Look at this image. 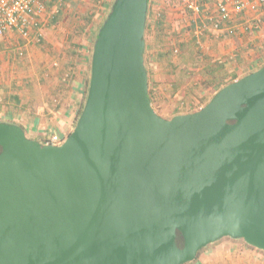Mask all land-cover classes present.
Returning <instances> with one entry per match:
<instances>
[{"label": "water", "instance_id": "95a60500", "mask_svg": "<svg viewBox=\"0 0 264 264\" xmlns=\"http://www.w3.org/2000/svg\"><path fill=\"white\" fill-rule=\"evenodd\" d=\"M148 0H114L60 145L0 122V264H187L222 238L264 252V66L198 111L148 95Z\"/></svg>", "mask_w": 264, "mask_h": 264}, {"label": "crops", "instance_id": "0c3cea01", "mask_svg": "<svg viewBox=\"0 0 264 264\" xmlns=\"http://www.w3.org/2000/svg\"><path fill=\"white\" fill-rule=\"evenodd\" d=\"M46 1V11L31 28L28 38L14 30L0 38V122L20 126L27 138L43 144L53 135L62 140L68 137L76 125L84 98L94 28L91 27L89 37L83 39L79 32L83 26L72 17L75 13L87 17L93 9V21L97 22L101 13L91 4L82 7L90 0H63L61 9L55 13L56 0ZM162 9L171 36H175L174 40L178 38L177 46L187 57L198 61L203 58L205 63L210 59L218 62L212 71L214 83L210 89L235 75L238 80L264 65L263 8L259 13L245 12L221 22L219 31L212 30L201 38L195 36L196 22L189 17L190 12L181 0L168 1ZM202 9L201 22L207 21L208 16L217 21L212 2L206 0ZM257 15L259 27L254 26ZM185 30L190 31L184 35ZM151 39L155 45V38ZM187 73L178 72L176 87H184L181 94L198 93L200 90L189 85ZM187 264H264V252L243 240L222 238L202 249L195 260Z\"/></svg>", "mask_w": 264, "mask_h": 264}, {"label": "rangeland", "instance_id": "374dc122", "mask_svg": "<svg viewBox=\"0 0 264 264\" xmlns=\"http://www.w3.org/2000/svg\"><path fill=\"white\" fill-rule=\"evenodd\" d=\"M168 1L171 0H149L147 13L149 14L150 27L153 26V29L148 30L146 36L144 33V37H145L144 66L145 68L147 67L146 71L148 70L147 71L148 94L150 90L153 91L150 98L151 105L155 110V112L165 119H171L175 115L186 114L187 112H190L193 109L199 107L200 105L205 103L206 100L211 98L214 90V89H210V87L214 83L213 81L214 79H211L212 76L214 78L212 71L216 66H218V62L217 61L214 62L211 59L208 63H205V59L203 58H201L198 61V60H191L192 57L190 56L187 57L186 52H183L182 49H180L177 46L178 38L175 39L176 40V44H175V40H174L175 36H171L172 32L169 31V26L165 18H164V26H160V27L156 26L155 19L157 18V14L162 13L163 10L162 6L164 3H167ZM107 2H108L107 0H90V1H85V3L82 4V7L85 6L88 7L91 4L92 7L97 6V10L100 12V6H101V13L99 15L100 18V16L104 17V12L106 14L107 12L106 9L108 7H109L108 10L110 11L111 6L109 5L105 6V3L107 4ZM46 6H48L47 1H46ZM77 11L78 10H75L74 12ZM190 13L189 15L191 16L189 15L188 16L192 17L191 18L192 20L196 22L201 21V17L193 14L192 12ZM84 18H86L85 15L79 16L76 13L75 16L72 17L74 22L81 24V26H83L84 29L86 28V30L82 32L83 39L89 37L88 30L91 29L90 25H88V22L85 21ZM93 28H94L93 30V36H94V33L98 28L97 24H95L92 27V29ZM187 31L190 30H185L183 34L184 35L187 34ZM209 32L211 31H207V34ZM204 35H206V33ZM151 38H155V45H152L153 42ZM91 41L92 39H90L89 51L91 48ZM159 55H161V57H159ZM182 70L188 71L189 75L187 73V78L190 83L189 85L195 87L196 91L200 90L198 93H193L191 91L190 94H181L184 92L183 89L184 87L183 86L181 87L180 85L176 87L175 83L179 76L178 72ZM148 72H149V76H148Z\"/></svg>", "mask_w": 264, "mask_h": 264}, {"label": "built area", "instance_id": "2783aa9c", "mask_svg": "<svg viewBox=\"0 0 264 264\" xmlns=\"http://www.w3.org/2000/svg\"><path fill=\"white\" fill-rule=\"evenodd\" d=\"M46 0H0V38L7 32L14 30L23 38H28L31 28L38 23L39 18L46 11ZM108 1V0H107ZM218 14L215 21L211 16L207 21L196 22L194 34L197 38L204 36L207 31H219L221 22H228L232 17L245 12L259 13L264 9V0H209ZM63 0H56L53 6L54 13L62 6ZM182 4L193 14L201 17L206 0H181ZM258 15L255 17V27H259ZM64 140L59 136H51L44 144L60 145Z\"/></svg>", "mask_w": 264, "mask_h": 264}, {"label": "trees", "instance_id": "16d2710c", "mask_svg": "<svg viewBox=\"0 0 264 264\" xmlns=\"http://www.w3.org/2000/svg\"><path fill=\"white\" fill-rule=\"evenodd\" d=\"M98 2H99V1H98ZM113 2H114V0L110 1L109 6H112ZM148 4H149V0H148ZM110 8H111V7H110ZM108 9H109V7L106 9L107 12L109 11ZM100 12H101V10H100ZM107 12H106V14H105V12H104V17L101 16L97 22H94V21H93V19H94L93 16L95 15V11H93V9H92L91 13L88 14L86 18H84L85 21L88 22V25H90V27H93L95 24H97V27H98V28L96 29V31H95V33H94V36L92 37V41H91V48H90V51H89V52H90V55H89V60H88V70H87V74H86V88H85V93H84L83 101H82V103H81V105H80V107H79L78 118H79V116H80V114H81V111H82V109H83V106H84V103H85V99H86V95H87L88 83H89V75H90V60H91V53H92L93 43H94V41L96 40L97 32H98L99 28L101 27L102 23L104 22V20L106 19L107 15H108V13H109V12H108V13H107ZM102 17H103V18H102ZM96 19H98V18H96ZM155 21H156V26H157V27L164 26V17H163V15H162V13H158V14H157V18L155 19ZM90 27H89V28H90ZM157 27H156V28H157ZM85 29H86V28H85ZM85 29H84V27H83V29L80 30L79 32H84ZM148 30H150V22H149V14L147 13V22H146V27H145V36H146ZM167 54H168V52H167ZM159 57H161V55H159ZM145 61H146V58H145ZM263 66H264V65H263ZM146 68H147V67H146ZM146 68H145V69H146ZM147 71H148V70H147ZM252 72H253V71H252ZM252 72L246 73L245 75H242L240 78H242V77H244V76H246V75H248V74H250V73H252ZM148 76H149V72H148ZM236 77H237V75H235V76L233 77V79H230V80H228L227 82H224V83L218 84V85L216 86V88H214V90H213L212 97H213L214 94H215L216 92H218L220 89H222V88L225 87L226 85H228V84H230V83L236 81V80H235ZM152 92H153L152 90L149 91V94H148V95H149V98H151V94H152ZM212 97H211V98H212ZM211 98H209L208 100H206L205 103H203V104L200 105L199 107L193 109V110L190 111V112H187L186 114H190V113H194V112L198 111L200 108H202L203 106H205V105L210 101ZM77 120H78V119H77Z\"/></svg>", "mask_w": 264, "mask_h": 264}]
</instances>
